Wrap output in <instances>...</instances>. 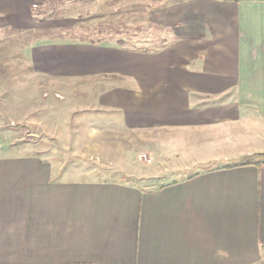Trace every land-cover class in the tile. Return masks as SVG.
<instances>
[{"label":"crops","instance_id":"crops-1","mask_svg":"<svg viewBox=\"0 0 264 264\" xmlns=\"http://www.w3.org/2000/svg\"><path fill=\"white\" fill-rule=\"evenodd\" d=\"M66 1L0 0V29L37 30L39 11ZM148 2L159 47L51 40L28 47L27 63L42 80L85 85L93 110L114 119L122 152L134 138L153 163L151 147L163 145L168 166L123 159L114 173L134 182L77 179L30 144L0 151V264L264 261V160L246 164L264 155V0ZM46 21L55 34L79 22Z\"/></svg>","mask_w":264,"mask_h":264},{"label":"rangeland","instance_id":"rangeland-1","mask_svg":"<svg viewBox=\"0 0 264 264\" xmlns=\"http://www.w3.org/2000/svg\"><path fill=\"white\" fill-rule=\"evenodd\" d=\"M154 5L155 2L149 3L148 0L55 2L39 11V18L42 16L44 21L39 23L37 30L16 32L0 29V151L30 144L31 153H46L59 160L57 164L61 170H76L78 174L74 176L77 179L84 177L87 171L94 174L86 175L91 176L88 179L134 182L133 178L114 173L118 169V162L123 159L142 170L157 165L163 171L168 166L164 163L166 155L163 145L151 147L152 151H157L159 158L158 161L154 159L153 163L154 152L150 154L148 149L138 146L134 138L125 137L126 148L122 152L120 146L123 139L116 131L114 119L93 110L84 93L85 85L77 88L72 83L42 80L34 76L27 63V48L35 43L87 40L89 35L94 40L103 38L111 43L129 42L134 46L137 45L134 38L157 39L159 41L148 48L159 47L163 36L151 30L147 17V10ZM67 14L79 20L76 26L69 29V33L55 34L46 28V20ZM101 30H105L104 37L98 33ZM109 143H114L115 148L110 149ZM101 150L102 157L98 154ZM132 156L137 164L132 163ZM196 169L175 178L150 179L141 184L146 188L157 187L193 175Z\"/></svg>","mask_w":264,"mask_h":264},{"label":"trees","instance_id":"trees-1","mask_svg":"<svg viewBox=\"0 0 264 264\" xmlns=\"http://www.w3.org/2000/svg\"><path fill=\"white\" fill-rule=\"evenodd\" d=\"M99 33V35L100 36H102V35H104L105 34V30H101V31H99L98 32ZM89 37V38H88ZM87 38V40H82V41H88V42H92V43H94V42H104V39L103 38H100V39H97V40H94V39H92L91 38V35H89ZM104 37V36H103ZM91 38V39H90ZM119 43H121V42H119ZM255 160H259V161H261V160H264V155H254V156H252V157H250L249 159H248V161H247V163L246 164H260L261 162H255ZM254 161V162H253Z\"/></svg>","mask_w":264,"mask_h":264}]
</instances>
